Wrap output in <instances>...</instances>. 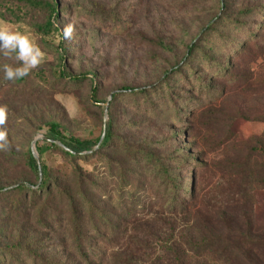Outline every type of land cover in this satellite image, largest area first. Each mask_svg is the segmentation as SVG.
<instances>
[{"label": "rangeland", "instance_id": "374dc122", "mask_svg": "<svg viewBox=\"0 0 264 264\" xmlns=\"http://www.w3.org/2000/svg\"><path fill=\"white\" fill-rule=\"evenodd\" d=\"M37 1L43 5L0 0V22L29 33L46 54L22 79L6 81L0 70V105L9 109L11 145L0 150V186L36 181L26 160L33 148L40 155L37 145H42L47 123L56 120L68 135L89 139L111 125L112 143L123 139L151 151L181 185L190 188L193 181L225 191L231 174L218 172L215 164L225 166L249 154L246 147L260 146L264 122L254 116L229 118L241 94L230 93L232 84L220 74L226 69L238 77L249 72V56L239 51L242 44L252 55L264 52V0H58L60 30L49 35L39 25L49 16L46 3L54 0ZM69 23L73 39L65 40L62 29ZM252 33L259 36L248 40ZM4 63L17 66L0 55V66ZM251 67L264 73V54ZM62 69L89 77L72 85L59 76ZM92 81L97 99L91 97ZM124 86L146 89L151 96L121 91ZM216 93L221 98L210 100ZM233 136L235 141L228 140ZM233 143L239 144L238 151ZM38 159L56 177L70 170V159L59 149ZM112 159L125 163L124 175L134 179L131 189L143 206L160 199L165 188L152 169L156 162L135 164L125 150L107 145L98 156L77 161L100 181L103 206L111 203L107 194L119 183L120 168ZM233 212L239 220L264 226V188L252 184L248 201ZM55 252L56 261L65 263V249Z\"/></svg>", "mask_w": 264, "mask_h": 264}, {"label": "trees", "instance_id": "16d2710c", "mask_svg": "<svg viewBox=\"0 0 264 264\" xmlns=\"http://www.w3.org/2000/svg\"><path fill=\"white\" fill-rule=\"evenodd\" d=\"M22 1L43 5L37 0ZM59 6L58 0L46 3L49 16L39 25L44 34L59 32ZM252 34L248 40L259 36ZM239 51L249 56V72L238 77L226 69L220 74L232 84L230 93L241 94L238 109L228 116H254L264 122V73L251 67L264 52L258 49L252 55L248 44H242ZM59 76L72 85L89 77L67 69ZM92 83L91 97L97 99L98 86ZM120 90L151 96L150 91L131 86ZM218 98L221 95L216 93L210 100ZM47 126L42 145H37L39 156L59 149L70 159V170L63 178L56 177L30 151L26 164L36 174V181L0 186V264H264V226L239 220L233 212V207L248 201L252 184L264 188V135L260 146L245 148L246 156L241 154L225 166L215 164L218 172L231 174L223 191L193 181L190 188L181 185L151 151L123 139L112 143L111 125L95 139L68 135L56 120ZM233 144L237 150L239 144ZM107 145L125 150L135 164L156 162L152 169L162 177L165 191L151 207L143 206L135 196L134 187L131 189L134 179L124 175L125 163L116 159L111 164L120 168L119 183L107 194L111 203L102 205L100 181L77 161L98 156ZM9 223H14L11 230ZM59 247L68 253L65 263H58L57 253L52 254Z\"/></svg>", "mask_w": 264, "mask_h": 264}, {"label": "clouds", "instance_id": "9594fccd", "mask_svg": "<svg viewBox=\"0 0 264 264\" xmlns=\"http://www.w3.org/2000/svg\"><path fill=\"white\" fill-rule=\"evenodd\" d=\"M65 40H72L74 27L71 23L62 29ZM0 55L6 59H14L17 66L4 63L0 70L4 73L6 81H16L28 76L32 70L37 69L45 59L35 39L26 32L13 30L0 22ZM9 109L7 105H0V150H8L11 145L8 139L7 123Z\"/></svg>", "mask_w": 264, "mask_h": 264}, {"label": "water", "instance_id": "95a60500", "mask_svg": "<svg viewBox=\"0 0 264 264\" xmlns=\"http://www.w3.org/2000/svg\"><path fill=\"white\" fill-rule=\"evenodd\" d=\"M42 138H44V136H43ZM98 147H99V145L96 146V148H98ZM32 151H33L34 156L36 157V159L38 160V162H39V164H40V161H39V159H38L39 156H38V154L36 153L35 149L33 148Z\"/></svg>", "mask_w": 264, "mask_h": 264}]
</instances>
